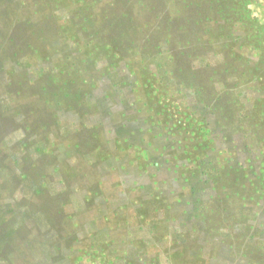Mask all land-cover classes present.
Segmentation results:
<instances>
[{
  "label": "rangeland",
  "instance_id": "obj_1",
  "mask_svg": "<svg viewBox=\"0 0 264 264\" xmlns=\"http://www.w3.org/2000/svg\"><path fill=\"white\" fill-rule=\"evenodd\" d=\"M4 216L0 264H264V0H0Z\"/></svg>",
  "mask_w": 264,
  "mask_h": 264
},
{
  "label": "crops",
  "instance_id": "obj_2",
  "mask_svg": "<svg viewBox=\"0 0 264 264\" xmlns=\"http://www.w3.org/2000/svg\"><path fill=\"white\" fill-rule=\"evenodd\" d=\"M144 144V143H143ZM162 168V167H161ZM101 173L103 174V173H106V170L104 169H102V167H101ZM174 174L175 173H172V174H169L168 175V177L170 178V179H173V177H174ZM155 176V175H154ZM175 177H176V175H175ZM156 179H157V177H156ZM161 181H159L158 179L153 183V185L150 187V188H145V189H142V191L140 192L142 195H144L145 197H147V196H151V197H160V198H167L168 200H170V201H172V198H173V196L176 194V192H177V189L175 188H172V187H170V188H168L167 189V191L166 192H162L158 187H160L161 185V183H160ZM157 185H160V186H158L157 187ZM65 190H64V188H63V190L61 191V190H57V191H55V190H53L52 191V194H60V193H62V192H64ZM162 193H161V192ZM82 191H79V190H76V193L78 194H75L74 195V197L72 198V200H71V202L69 203L70 205L68 206V207H72L73 209H75L76 211H78V210H81V209H83V208H86V206H85V204H83L82 203V199L80 198V196H79V194L81 193ZM178 193V192H177ZM175 203H178V204H181V205H183L186 201H185V199H180L179 201H177V200H175L174 201ZM67 207V206H66ZM16 211H17V209H16ZM16 211H15V213H16ZM5 216L4 217H2V218H0V225H2V224H4V222H6V221H8L10 218H5L6 219V221H5ZM2 220V221H1ZM73 221V220H72ZM25 222L24 221H19V222H17L16 223V227H15V229H18L19 227H21L22 225H25L24 224ZM75 223V222H74ZM26 225H27V222H26ZM98 225L94 222V221H89L88 222V225L86 226L88 229H90V231H93V230H97V227ZM144 230V229H143ZM104 233H105V230L104 229H102V228H100L99 230H98V234L96 235V234H94L93 236V238L96 240V241H101L102 240V238L103 237H105V235H106V233H105V235H104ZM109 236L111 237L112 236V233L113 232H110L109 231ZM104 235V236H103ZM129 241V240H128Z\"/></svg>",
  "mask_w": 264,
  "mask_h": 264
}]
</instances>
